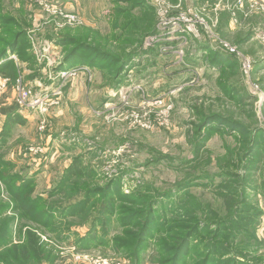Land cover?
I'll return each mask as SVG.
<instances>
[{
    "label": "rangeland",
    "instance_id": "1",
    "mask_svg": "<svg viewBox=\"0 0 264 264\" xmlns=\"http://www.w3.org/2000/svg\"><path fill=\"white\" fill-rule=\"evenodd\" d=\"M203 1L0 0V16L14 21L11 30L0 27V48L2 41L17 33L26 45V56L12 60L17 74L0 97L13 93L16 102V83L21 80L32 93L27 103L40 101L20 108L27 112L29 123L15 128L6 139L0 136V157L16 163V172L35 174V195L44 197L77 160L84 179L77 174L72 181L80 180L95 190L116 180L122 195L130 197L148 187L156 191L152 195L158 198L159 208L165 199L158 193L165 195L195 179L180 194L168 197L167 204L176 205L185 195L186 209L198 204L199 213L203 208L219 215L233 202V208L238 207L233 214L240 217L226 228L233 235L224 243L258 247L253 253L257 260L249 264H264V141L261 155L250 163L259 170L252 174L237 170L242 174L231 179L220 170L230 156L228 149L237 152L243 146L238 142L241 131L213 123L196 134L204 119L213 116L248 131L262 130L264 136V96L258 81L241 68L242 58L254 61L230 42H219ZM190 19L204 24L189 26ZM67 37L84 45L61 44ZM199 40L213 42L222 55H232L237 61L235 75L226 77L225 69H217L211 58L202 60L196 46ZM72 52L73 59L66 61ZM1 69L0 77L9 78ZM4 168L0 172L6 175L14 172ZM1 190L0 204L12 193L2 185ZM60 199L56 196L50 203ZM6 214L15 219L14 234L18 224L13 245L21 244L26 234L35 235L55 247L53 264H158L155 240L137 260L108 247L76 251L74 243L87 233L92 218L82 228L71 219L73 234L62 247L52 234H41L43 230L30 217L19 220L10 211ZM110 225V239L122 234L114 217ZM199 237L194 241L197 249L212 247V233ZM166 238L167 234L159 236L161 241Z\"/></svg>",
    "mask_w": 264,
    "mask_h": 264
},
{
    "label": "trees",
    "instance_id": "2",
    "mask_svg": "<svg viewBox=\"0 0 264 264\" xmlns=\"http://www.w3.org/2000/svg\"><path fill=\"white\" fill-rule=\"evenodd\" d=\"M11 26H14V21L0 16V27L4 31L5 29L11 30ZM23 37L20 33H17L9 41L1 42L3 47L0 48V62H5L1 64L0 69L3 67L1 71H4L5 76L9 79L16 77L17 69L15 65L9 64L8 57L12 54H16L20 58L26 56L23 53L26 45L22 46L21 41ZM60 43L75 46L81 42L75 37H67ZM83 45L84 43H81L78 47L81 48ZM73 56L72 52L66 61L71 60ZM26 59L29 60V58ZM24 122L26 121L20 113L9 116L4 129L0 132V136L6 139L9 137L14 125L24 124ZM213 123L229 126L234 131H241L242 135L241 141L238 142L243 146L237 152L236 149H228L230 156L224 158L220 174L235 179L240 177L242 173L252 174L254 170L258 171L257 165L254 169L255 167L251 166L250 163H255L256 158L261 155L259 149L263 147L261 140L264 141V136H261L262 130L248 131L231 120L225 121L221 117L210 116L204 119L199 128H196V134ZM214 131L218 132L219 129ZM197 159L198 156L195 160ZM79 162L77 160L68 170L64 171L62 178L44 197L42 194L35 195V174L29 175V173L21 171L16 172L14 171V168H16L15 163L4 161L0 157V168L5 170L4 167H8L14 171L7 175L0 172L4 174H0V196L2 193L1 185L12 190V193H8V201L0 204V264H43L44 262L53 264L55 259L53 255L56 252L55 247L43 243L35 235H33V239L30 233L26 234L25 240L21 244L13 245L14 240L17 239L18 224L14 234L15 219L7 218L6 213L8 211L16 214L19 220H22L23 217H30L43 230L41 234H52V236L50 235L52 240L62 247L70 242V236L73 234L70 227L71 219L78 221L80 225L78 227L82 228L81 225H85L92 218L87 233L83 237H78L74 243L78 252L98 247H108L117 253L126 254L129 259L137 260L141 254L146 253L145 250L148 248L149 243L155 240V249H158V264H249L250 261L257 260L253 257V253L258 250V247L257 249L253 245L243 247L232 242H230L232 245L228 246L224 243L229 242L228 240L233 235L226 228L231 227L230 223L233 224L240 217L237 212L233 214V211H237L238 208L235 206L233 208V202L227 204L219 215L205 212L203 208L202 214L199 213L197 208L200 206L198 204L186 209L185 201L187 197L185 195L186 199L183 196L176 205L167 204L166 199L168 197L180 194L182 190L192 185L195 179L186 184L177 185L175 190L172 189L165 195L158 193L160 194L158 197L165 199L164 203L160 202L159 208L157 207L159 204L158 198L152 195L156 191L152 192L148 187L138 189V193L136 192L138 195L135 194V197H130L122 195L121 188L116 180H112L105 189L98 188L95 190L89 189L90 187L86 183L77 182L80 180L72 181V177L77 174V178L84 179V173L80 169ZM237 170L242 171V173ZM205 177L209 179L208 175ZM193 178H197V176ZM242 186L246 187L247 184L242 183ZM144 190H146L147 195L141 194ZM56 196H60L61 199L59 202L51 204L50 200ZM96 198H100L101 201H96ZM117 200L125 201L142 209H133L130 205L119 207L115 203ZM94 211H96L97 217L93 216ZM166 214L171 215V217L169 219L162 218ZM200 215L202 219H200ZM113 217L117 226L122 229V234L110 239L108 227L111 226L110 222H112ZM17 223L19 222L17 221ZM199 233H212V247L204 250L197 249L194 241L201 238ZM161 234H167L166 240H159ZM227 255L228 257H226ZM236 256L242 257L243 261L237 260Z\"/></svg>",
    "mask_w": 264,
    "mask_h": 264
},
{
    "label": "crops",
    "instance_id": "3",
    "mask_svg": "<svg viewBox=\"0 0 264 264\" xmlns=\"http://www.w3.org/2000/svg\"><path fill=\"white\" fill-rule=\"evenodd\" d=\"M203 2L207 5L204 8L208 9L216 34L221 37L219 42H230L234 47L244 51L254 61L252 77L260 84V93L264 96V15L251 14L246 16V10L235 8L237 0H227V2L226 0H204ZM196 46L201 53L202 60L211 58V63L217 69H225L226 77L235 75L233 63L237 61L232 55L220 54L213 48L215 46L213 42L208 43L199 40ZM16 56V54H12L8 57L9 64H13L12 60L16 59ZM4 62L1 61V64ZM14 97L13 93L10 97H7V94L0 97V132L4 129L7 118L13 114L20 113L26 122L14 125L11 133L14 132L15 128H22L29 123L27 112L17 106ZM262 105L264 109V102H262ZM87 251L80 252L85 253Z\"/></svg>",
    "mask_w": 264,
    "mask_h": 264
},
{
    "label": "built area",
    "instance_id": "4",
    "mask_svg": "<svg viewBox=\"0 0 264 264\" xmlns=\"http://www.w3.org/2000/svg\"><path fill=\"white\" fill-rule=\"evenodd\" d=\"M235 8L246 10L245 11L246 16L251 15V14H263L264 15V0H237L235 4ZM191 23L193 26L202 25L204 24V21L203 20L199 21V19H196V20L190 19L189 26H192ZM225 48L231 49V52L235 53V50L232 47L229 48L228 45H225ZM242 60L243 62L241 63V68L243 72L245 73L247 77L249 76L252 77L253 70H254V62H252L249 59L244 60V58H242ZM9 85H10L9 78L0 77V93L4 92L8 88ZM16 92H17V99H16L17 103L16 104L19 108H24V107H27L28 105L32 106V105L40 103L39 100H36L34 104L27 103L29 102L28 99L30 98L32 93L27 90V88L23 85V82H21V80H18L16 83Z\"/></svg>",
    "mask_w": 264,
    "mask_h": 264
}]
</instances>
